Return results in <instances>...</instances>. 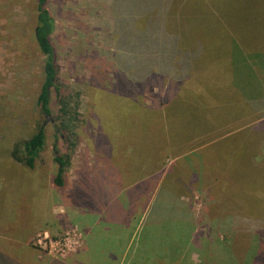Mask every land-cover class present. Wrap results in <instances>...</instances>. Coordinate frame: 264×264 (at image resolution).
Listing matches in <instances>:
<instances>
[{
  "label": "rangeland",
  "instance_id": "374dc122",
  "mask_svg": "<svg viewBox=\"0 0 264 264\" xmlns=\"http://www.w3.org/2000/svg\"><path fill=\"white\" fill-rule=\"evenodd\" d=\"M73 1L47 0L45 5L53 19L50 39L57 54L59 82L66 92L79 93L72 99L74 105L79 101L76 127L70 124L69 132L56 134L60 122L55 93L50 94L51 115L45 119L35 102L43 63L32 35L36 0H0V98L13 103L7 118H0V138L9 134L7 119L22 123L24 116L34 123L42 120L45 133L35 169L26 170L25 175L19 172L14 179L24 176V180L14 184V193L10 182L11 187L0 195V244L13 248L9 254L23 258L25 264H131L133 254L148 264H244L241 257L248 256L250 264H264L257 260L264 258L262 97L257 99L260 107L253 108L244 122L232 121V109L198 113L199 105L191 95L186 98L192 93L186 89L177 91L176 102H169L172 106L163 122L154 118V111L140 110V117L130 121L127 115L136 117L137 113L132 108L102 111V105L98 109L93 105L84 117L94 92L104 90L98 80L113 77L114 8L113 0ZM198 18L213 22L214 14L206 10L199 17L192 14L189 25L194 26ZM244 23L249 35L244 31L239 37L247 47L264 50V20L252 14ZM208 36L195 31L192 37L186 36L185 47L192 54L204 50L210 46ZM228 58L230 64L217 67L209 80L198 79L199 94L205 89L217 98L224 96L219 93L222 86L237 84L246 93L256 85L249 80L255 79L256 65H264V59L240 62L234 68L233 52ZM117 87L112 86L114 92ZM254 92L258 95L261 89L256 87ZM204 95L202 103L210 97ZM164 96L166 92L154 86L143 102L157 106ZM107 98L121 102L116 96ZM218 122L228 124L209 132ZM109 132L117 139H110ZM191 139L205 146L180 154L190 150ZM54 145L59 155L71 158L62 188L51 180L56 171ZM119 166L128 170L124 179H118L115 167ZM144 167L154 168H150L151 175L141 178ZM6 175L4 170L2 176ZM180 195L189 211L173 203ZM170 248L175 253L165 258L163 250ZM116 249L120 251L113 253ZM0 255L9 258L6 253Z\"/></svg>",
  "mask_w": 264,
  "mask_h": 264
},
{
  "label": "trees",
  "instance_id": "16d2710c",
  "mask_svg": "<svg viewBox=\"0 0 264 264\" xmlns=\"http://www.w3.org/2000/svg\"><path fill=\"white\" fill-rule=\"evenodd\" d=\"M46 1L36 0L34 6L32 35L35 48L43 56L40 84L35 102L39 107L38 114L41 119H45L51 115L50 94L52 92L55 93L58 104L56 119L60 122L59 128H55V133L58 134L60 131L69 132L70 124L76 127L79 101H76L74 105L72 104V99L76 100L79 97V93L66 92V89L59 82L57 54L50 39L53 31V19L46 9ZM113 7L114 24L112 34L116 49L115 62L112 72L110 71L113 77L98 80L103 82L101 89L104 90L94 92L96 104H93V99L84 117L89 113V110L92 111L91 107L93 105L97 109L102 105V111L108 110V107L116 108V111L119 108H132L137 113L136 117H134V114L127 115L130 121L140 117V110L145 112L154 111V118L156 119L158 116L159 122H163L165 111L168 114V110L172 106L169 105V102L172 100L176 102V98L179 97L177 91L184 89L192 91L191 94L186 93L189 95L186 98H189L190 95L195 98L194 103L199 105L197 107L198 113H220L232 109V121H234L248 118L253 108L260 107L257 105V99L261 96L264 100V91L261 86L264 85V71L262 70L263 67H261L264 66L263 62L261 65H256V70L259 73L256 72L254 75L255 79L249 80V82L256 85H253L246 93L237 84L235 86L231 83V86L220 87L219 93L224 94V96L213 98L214 96L205 92V89L202 91L203 94L201 92L199 94V89L195 86V83L198 79L209 80L211 74L216 72L217 67L229 65L230 58L228 57H230V52H233L232 64L234 68L240 62L248 63L251 61L254 63V61H263L264 50L253 46L252 48L247 47L245 40L240 38L239 35L245 34L244 31L249 35L248 30H244L246 17L254 14V16L264 20V0H114ZM203 10L213 13L214 21L209 22L207 19L198 18L196 24L190 26L187 19L192 14H196L199 17ZM195 31L207 32L209 34L207 42L210 46L204 50H196V53L192 54L185 47L189 41H187L186 36L192 37ZM223 48L225 49L222 50ZM228 48L232 50L229 51ZM211 50L217 53H211ZM220 51H227V53L222 55ZM248 55H250L249 58ZM207 57L208 60H206ZM192 61H197V63ZM260 67L261 69H259ZM163 73H166V76ZM215 74L217 75V73ZM221 74L220 71L219 75ZM170 83H173V92ZM127 84H132V86H127ZM113 85L118 86L116 92L112 89ZM154 86L164 90L166 96L163 97L164 99L162 98V102H159L157 106H154L153 103L152 105H147L143 100L147 91ZM253 87L261 89L260 94L255 95V88L252 90ZM205 93L210 97L207 96L206 102L203 101L202 103ZM228 93L233 95L227 96ZM107 95L119 97L121 102L116 104L112 98L108 99ZM104 96L105 99L103 98ZM5 98V96L0 98V114H2L0 118H7L6 115L13 107L11 100L2 102ZM15 111L14 109V117L16 116ZM22 121V123H15L13 119H9V121L7 119V124L4 122L7 125V129H9V134L0 138V158H4L0 160V195L11 186L9 189L14 193V190H16L13 189L14 184L21 183L24 180V176L21 180H15L14 178L18 176L19 172L25 175L26 170L35 169L39 155L44 149L45 133L42 120L34 123L28 116H24ZM226 124L228 123H213L209 130L210 132L219 130L220 127ZM108 134L112 135L110 139H117L112 132ZM9 145H12L10 149ZM165 146L170 148L169 145ZM7 153H9V157ZM53 154L56 171L51 180L55 187L62 188L65 186V173L70 166L71 158L69 154L59 155L56 145L53 147ZM6 155L7 157H3ZM175 155L178 156V153L175 152ZM156 157L160 158V156ZM150 168L152 167L147 169L144 167L140 170L141 178L151 175L154 167ZM4 170L8 173L5 178L2 176ZM118 170H120L118 172L121 179L127 177V169L121 167ZM112 176L115 177L114 174ZM10 182L12 183L11 186ZM186 194V191L182 193V195ZM182 195L179 196V200H173V203L183 204L184 206L181 207L186 212L189 211L190 206L181 200ZM73 204L80 208L79 203L76 201ZM225 231L230 234L229 230ZM13 250L11 247L8 248L0 244V254L6 253L9 257L5 259L0 255V258H2L0 259L2 262L0 264H25L23 258L16 257L14 253L12 255L9 254ZM118 250L116 249L113 253H117ZM163 251L166 254L165 258H169L172 252L175 253L172 248ZM16 252L19 251L16 250ZM241 258L245 259L244 264L251 263L249 256L248 258ZM143 260H138L137 256L133 254L131 264L133 262L148 264L145 262L146 259ZM257 260L264 261V258L258 257Z\"/></svg>",
  "mask_w": 264,
  "mask_h": 264
},
{
  "label": "crops",
  "instance_id": "0c3cea01",
  "mask_svg": "<svg viewBox=\"0 0 264 264\" xmlns=\"http://www.w3.org/2000/svg\"><path fill=\"white\" fill-rule=\"evenodd\" d=\"M72 1H73V0H72ZM93 1H94V0H93ZM73 2H74V1H73ZM84 2H85V1H84ZM113 2H114V0H113ZM112 4H113V3H112ZM112 8H114V7H112ZM113 19H114V16H113ZM209 132H210V131H209ZM198 140H199V139H196V140L191 139V140H189V142H188L189 145H188V146L190 147V148H189L190 150H189V151H187L188 149H187V150H184V151H182L180 154H186V153H188V152H193V150H194V151H198V150L200 149L199 146H201V147H202V146H205L204 143H203V144L197 143ZM194 142H195L196 145L198 144V147H195V149L193 148V144H194ZM201 142H203V141H201ZM199 144H200V145H199ZM208 145H209V144H208ZM206 146H207V145H206ZM191 148H192V149H191ZM176 157H177V156H176ZM177 158H178V157H177ZM115 168L120 169L121 167L119 166V167H115ZM118 171H120V170H118ZM116 173H117V175H118V172H116ZM118 177H119V179H121V176L118 175ZM140 177H141V176H140ZM92 191H93V189H92ZM95 222H96V221L94 220L93 223H95ZM91 225H92V223L88 225V227H87V232H88V230L91 229V227H92ZM105 229H106V231H107V230H109V227L105 226ZM129 234H130V233H129ZM129 234H128V235H129ZM128 235H127L126 237H128ZM104 236H105V235H104ZM106 237H107V236H106ZM125 241H126V240H125ZM109 242H112V240H110ZM123 242H124V240H123Z\"/></svg>",
  "mask_w": 264,
  "mask_h": 264
}]
</instances>
